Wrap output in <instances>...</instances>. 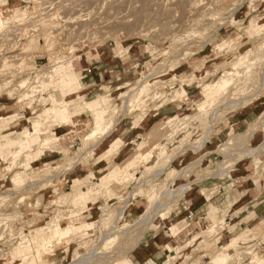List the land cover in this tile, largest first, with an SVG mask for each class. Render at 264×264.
Masks as SVG:
<instances>
[{
	"label": "rangeland",
	"instance_id": "1",
	"mask_svg": "<svg viewBox=\"0 0 264 264\" xmlns=\"http://www.w3.org/2000/svg\"><path fill=\"white\" fill-rule=\"evenodd\" d=\"M48 7L53 11L44 10ZM0 12L7 19L0 29V143L30 132L29 119L50 107L52 97L63 95L60 82L72 79L73 71L85 89L81 95L117 88V99L128 93L124 100H113L99 123L122 135L123 148L134 136L142 138L122 159L123 148L110 155L86 151L85 146L114 137L91 134L88 98L70 96L71 123L49 114L43 124L46 134L29 149L17 156L0 148V264H19L16 248L53 225L55 233L67 225H77L80 232L44 264H132L174 210H189L197 197L208 202L202 213L211 207V196L195 187L191 173L199 166L206 178L226 173L234 164L228 155L249 148L253 130H264V0H4ZM96 66L105 70L102 78L125 77L102 85L88 72L95 74ZM49 67L55 69L53 78H40L39 70ZM68 70L64 78L56 76ZM223 73L229 85L200 108L202 89ZM27 92L32 98L18 104ZM250 105H259L258 116L250 130L236 135L227 122L240 118ZM155 117L154 129L141 136L144 124ZM123 119L131 122L129 130L120 129ZM222 126L231 129L218 152L225 160L218 155L207 164L204 144ZM127 132L129 138L123 135ZM50 137H57L56 142L42 147L38 158L40 140ZM154 145V158L144 161L141 151ZM53 152L61 159L51 158ZM252 168L257 183L264 163L256 159ZM119 173V182L106 192L98 188ZM90 188L97 190L94 197L81 199L79 193ZM72 198L76 208H70ZM211 212L207 227L184 240L172 235L173 244L166 247L176 253L169 264H252L257 256L264 258V217L246 214L243 225L227 227L223 212ZM87 223L94 225L85 227ZM92 253L97 254L94 262L88 257ZM201 253L204 257L196 256ZM86 257L90 261H82ZM27 264H37L36 259Z\"/></svg>",
	"mask_w": 264,
	"mask_h": 264
},
{
	"label": "crops",
	"instance_id": "2",
	"mask_svg": "<svg viewBox=\"0 0 264 264\" xmlns=\"http://www.w3.org/2000/svg\"><path fill=\"white\" fill-rule=\"evenodd\" d=\"M122 66L125 67L124 64H122ZM94 69H96L95 71L97 73L94 72L95 74L92 75L91 70L88 72L91 74L93 80H95V78L100 79L99 83L102 85L117 83V80L114 81V78L125 77L124 74L121 73L119 77L110 76L102 78V73L100 72L105 70L101 71V66H96ZM124 79L125 78H122V81ZM87 82H89V80H87ZM259 110V105H250L249 107H246L241 112L242 114L240 118L238 117L227 122L229 128L233 129L236 135L246 133L250 130V126L254 124ZM156 118L157 117L147 120L139 132L141 136L154 129V125L159 119ZM130 126L131 122L127 119H123L119 123L120 129H123V131L129 130ZM224 127L225 126L214 129V134L205 142L204 147L209 152L207 157L204 158V162L207 163L212 158L216 159V157L219 159L218 155L221 156L218 152L219 150H222V147L228 142L226 136H228L231 131V129ZM57 128L58 130L61 129L59 127ZM133 139L134 141L131 140L126 143L121 151V159L128 157L132 147L134 148L135 146V142H139L142 138L140 136H134ZM247 144L249 148H240L237 152L228 155V160H234V164L226 173L221 171L220 174H218V177L215 176L216 174H213L206 178L203 177L200 166L191 173L195 187L199 190L208 192L211 196V207L207 209L206 212L202 213L201 211L204 210L208 202L203 197H197L191 203L192 208L189 206V210H186L185 208L182 212L177 209L174 210L170 218L160 221V230L155 236H152L148 240L137 257L131 260L132 264H169V258L175 257L176 253L175 251H168L166 247V245L173 244V239L171 238L172 235L176 233V237L180 236V240H184L195 232L207 227L210 220L207 215L212 211L213 207H216L215 205H218L221 210L220 212L225 214L227 227H238V225H243V220L247 218L246 214H254L256 217H264V173H260L261 175L258 176L257 183L252 181V179L257 176L252 168L255 160L260 158L264 163V130L262 127L251 132V137ZM244 154L247 155L238 159V156ZM221 157L224 161L225 158L223 156ZM51 158L59 160L61 159V155L53 152ZM97 166L96 171L101 165L98 164ZM176 181L181 182L182 179L178 178ZM251 183H253V185ZM3 186L4 185H0V187ZM240 209H246L247 211L239 214L238 217H235L234 214L238 213ZM190 248L187 247V249ZM196 256L204 257V253ZM198 257H196V259Z\"/></svg>",
	"mask_w": 264,
	"mask_h": 264
},
{
	"label": "bare ground",
	"instance_id": "3",
	"mask_svg": "<svg viewBox=\"0 0 264 264\" xmlns=\"http://www.w3.org/2000/svg\"><path fill=\"white\" fill-rule=\"evenodd\" d=\"M4 0H0V4L3 3ZM33 9V8H32ZM50 9L49 7L46 9L44 8V10H48ZM56 9V8H54ZM43 10V9H42ZM51 10V9H50ZM53 11V8L52 10ZM51 11L49 13H51ZM12 12V11H11ZM41 12V11H39ZM48 12H43V13H47ZM6 12H4L5 14ZM9 14V13H7ZM41 14V13H40ZM47 14H44L47 15ZM30 18V17H29ZM33 18V17H32ZM34 19V18H33ZM36 19V18H35ZM40 19V18H39ZM259 19V18H258ZM7 20V19H5ZM3 16L1 15V12H0V29L2 28H6L7 24L5 22ZM251 20V19H250ZM253 20V19H252ZM252 20L251 22H249V24L252 23ZM214 33V32H213ZM213 35V34H212ZM117 56V55H116ZM39 76L40 78H53L52 76L54 75V72H55V69L54 67L52 68H48V69H41L39 70ZM69 72L71 73L70 70H68L67 72L66 71H62V73H59L57 74L56 76L59 77V78H64L65 75L69 74ZM38 73V72H37ZM67 73V74H66ZM73 77L72 79L70 80H66L64 83L60 82V87H61V90L63 91L62 92V96L60 98L58 97H52L51 99V104H50V107H44V109H41L40 112H35L34 113V116L35 117H32L30 118L29 120H31L32 122V130L30 132H28L27 130L23 133V136L22 137H19L17 141H7V142H4V143H0V148L2 151H4L5 153H8L9 155L10 154H14V155H17L19 153H21L22 151L26 150V149H29L31 144L33 142H37L38 139L40 137H43L46 133L43 131V124H44V119L47 118V116H49L50 114V117L51 115L53 116V118L55 119H61L63 120L65 123H71V116H70V111H69V104L71 103H68V101L66 100L67 97H70V96H77V98L79 99H84L85 97L88 98L87 100H85V107L86 109L92 113L91 115L93 116V122H94V126H93V129H92V133L91 134H94V133H99V134H103V135H106L107 138H112L114 137V140H105V141H100V142H95V144H92L91 147H87L85 146V150L86 151H94V150H97L98 152V155H110V154H116L118 151H120L125 142L124 140L120 137L122 135H114L113 134V131H108L107 129L108 126H106L105 124H100L99 121H102V119H104L105 117V112H106V109L107 108H110L111 104H113V100H115L116 102L117 101H121V100H124V97L125 95L128 93H120L117 97V99H115V97L113 96L114 93H117V91L119 89H110L108 91H101V92H98V94L94 95V97L90 94L89 96V93L88 95H81V93L84 92L85 89H83L84 87L81 85L80 81L77 79V77H75V74H74V71H73ZM227 73H223L221 75L220 78H215L213 80L212 83H208L207 85H205L204 89H202V102L199 103V107L200 108H203V104L204 102L206 103L207 102H211L214 98H216L219 94H221L222 92H224L225 88L229 85V82H230V79L229 77H226ZM40 78H39V81H40ZM6 83V82H5ZM118 87V86H117ZM101 90V89H100ZM17 92V91H16ZM31 92V91H30ZM93 92V91H92ZM197 93V92H196ZM34 94V92H33ZM36 94V93H35ZM25 95V94H24ZM126 95V96H127ZM31 95L29 94V92H27V94L24 96H22V98H20V100L18 101V104H21L22 102H24L25 100H27V98H32L30 97ZM13 98V97H12ZM37 98V97H36ZM35 98V99H36ZM36 101V100H35ZM30 102V101H29ZM32 104V103H31ZM84 104V103H83ZM82 104V105H83ZM30 106V105H29ZM28 106V107H29ZM35 106V105H33ZM33 106H30L29 109H32ZM27 107V106H26ZM15 109V108H14ZM39 110V109H38ZM37 111V110H36ZM10 112V111H9ZM130 112V110L128 111ZM127 112V114H128ZM17 118H19L17 116ZM47 121V120H46ZM46 123V122H45ZM2 125V124H1ZM49 127V126H48ZM137 128V127H136ZM159 128V127H158ZM135 129V128H133ZM157 130V129H156ZM37 132V135L33 136V137H36V140H31V137H32V134H35ZM156 132V131H155ZM159 133V132H158ZM125 136V138H129L130 137V134L129 132L123 134ZM152 136V135H151ZM154 136H156L154 134ZM158 137V134L156 136V138ZM55 140H52L54 139ZM57 140V137H50V138H45V140H40V145H41V154L39 153H36L34 151V153H36L37 155H35L36 157L38 156V158L44 154L43 152V148L44 146H47L46 148H48L50 146L51 143H54L56 142ZM157 140V139H156ZM93 141V140H92ZM152 141V140H151ZM155 141V140H154ZM16 148H14V146H16ZM49 145V146H48ZM153 147V148H152ZM150 149H148L146 152H143V150L141 151V154H142V158L144 159V161L146 160H150V159H153L154 158V155H153V152L155 150V145L152 146ZM16 149V150H14ZM45 149V148H44ZM27 153V152H26ZM87 154V153H86ZM5 155V154H4ZM13 155V156H14ZM22 155V154H21ZM32 155V154H31ZM34 155V154H33ZM88 155V154H87ZM8 156V155H7ZM35 156H33L35 158ZM15 157V156H14ZM2 158V157H1ZM33 158V159H34ZM38 158H36L37 160H39ZM142 158H139L137 159V161L135 163H133L132 167L134 165H136L137 163L141 162ZM28 158L25 159V162ZM32 159V158H31ZM6 162L8 160L5 159ZM16 160V158H15ZM35 160V159H34ZM10 161V160H9ZM17 161V160H16ZM26 162V163H27ZM29 163H31L29 161ZM14 164V163H13ZM22 164V163H21ZM20 164V165H21ZM24 164V163H23ZM22 164V166H23ZM13 166V165H12ZM19 166V165H18ZM10 167V166H9ZM8 167V168H9ZM14 167H12L13 169ZM17 168V167H16ZM29 169V167H27ZM131 168V167H130ZM26 169V168H24ZM125 174V173H123ZM17 176H14V177H19L20 175L16 174ZM122 174H117V175H112L110 176V179L109 181H104L102 180L99 184H98V188L103 190V191H107L109 188H111L115 183L119 182V177H121ZM21 177V176H20ZM53 178V177H52ZM97 188V189H98ZM95 189H92L90 188L89 190H86V191H81L79 194L81 196V199L83 200H87L89 199L91 196H93L95 194ZM99 191V190H98ZM102 192V191H101ZM77 195V194H76ZM134 196V195H133ZM94 197V196H93ZM80 199V200H81ZM76 202V199L75 198H72V200L70 201V208L72 206V208H76L75 206V203ZM128 203V202H127ZM216 207H213L212 209V212H211V215L212 213H215V212H220V208L218 207V205H215ZM67 210H69L67 208ZM82 210V209H80ZM85 210V208H84ZM75 211H77L76 209H74V213ZM83 212V211H82ZM81 212V213H82ZM74 213H72L74 215ZM79 215V214H78ZM210 215V216H211ZM72 216V215H71ZM71 216L65 218L66 220H69L71 219ZM75 216V215H74ZM122 216V215H121ZM62 218V217H61ZM61 218H58V222ZM209 218V217H208ZM64 219V218H63ZM52 224V223H51ZM57 224V223H56ZM94 225V223H87L85 224L84 226L85 227H89V228H92V226ZM55 227L54 225L53 226H47L45 227L44 229H41L38 231V233L36 232V234L33 236L31 242L32 243H24L23 245L21 246H18L17 249V256L18 258H21L19 262V264H27L28 261L34 257L36 259V262L37 264H44L45 260H48V259H53L55 258L56 256H58L59 254L58 253H62V252H59L60 249L62 248H65V247H62L63 245H69L68 243V240H70L71 236L76 234V233H79L80 229L79 227L76 225V226H70V225H67L66 227H64L63 229H59L58 232L55 233V231L57 230H54L52 231V228ZM105 233V232H104ZM107 233V232H106ZM109 233V232H108ZM28 234V232H27ZM110 234V233H109ZM77 235V234H76ZM105 235V234H104ZM100 236V235H99ZM110 236V235H109ZM110 240V237H106V239ZM26 239V238H25ZM103 240H105L103 238ZM22 242V241H21ZM108 242V240H107ZM100 243V241H99ZM103 243V241H102ZM106 243V240L104 241L103 243V246L104 244ZM101 245V244H100ZM102 246V247H103ZM96 249V248H95ZM67 249H64V251H66ZM101 250V249H100ZM97 252V250H96ZM94 255V256H93ZM101 255V254H100ZM105 255V254H104ZM29 256L31 257L30 259ZM92 258L96 257L97 254H91L90 256L88 257H91ZM102 256V255H101ZM113 256V255H112ZM28 257V258H27ZM86 257L84 260L82 261H86V259H91V258H88ZM104 257V256H102ZM106 257H110L111 256H106ZM91 259L90 262H92L93 260L95 259ZM17 259V258H16ZM101 259V257H100ZM104 259V258H102ZM107 259V258H106ZM76 260V259H75ZM101 261V260H100ZM107 261V260H106ZM79 262V261H78ZM81 262V261H80ZM94 262V261H93ZM82 263V262H81ZM48 264V263H47ZM74 264H78V263H74ZM85 264H88V262L86 261ZM91 264V263H89ZM95 264V262H94ZM97 264V263H96ZM252 264H264V258H259V256H257L256 260L252 263Z\"/></svg>",
	"mask_w": 264,
	"mask_h": 264
}]
</instances>
